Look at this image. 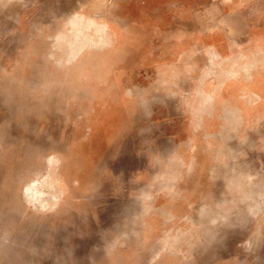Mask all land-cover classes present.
<instances>
[{"label": "clouds", "instance_id": "1", "mask_svg": "<svg viewBox=\"0 0 264 264\" xmlns=\"http://www.w3.org/2000/svg\"><path fill=\"white\" fill-rule=\"evenodd\" d=\"M0 264H264V0H0Z\"/></svg>", "mask_w": 264, "mask_h": 264}]
</instances>
